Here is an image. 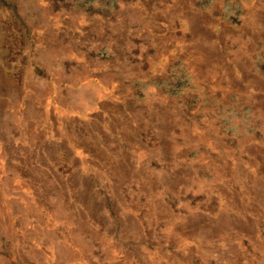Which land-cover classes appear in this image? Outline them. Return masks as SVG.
Returning <instances> with one entry per match:
<instances>
[{
  "label": "rangeland",
  "instance_id": "1",
  "mask_svg": "<svg viewBox=\"0 0 264 264\" xmlns=\"http://www.w3.org/2000/svg\"><path fill=\"white\" fill-rule=\"evenodd\" d=\"M0 264H264V0H0Z\"/></svg>",
  "mask_w": 264,
  "mask_h": 264
}]
</instances>
